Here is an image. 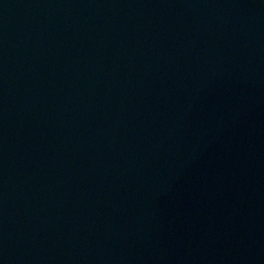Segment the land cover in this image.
Masks as SVG:
<instances>
[{"label": "water", "instance_id": "1", "mask_svg": "<svg viewBox=\"0 0 264 264\" xmlns=\"http://www.w3.org/2000/svg\"><path fill=\"white\" fill-rule=\"evenodd\" d=\"M0 264H264V0H0Z\"/></svg>", "mask_w": 264, "mask_h": 264}]
</instances>
